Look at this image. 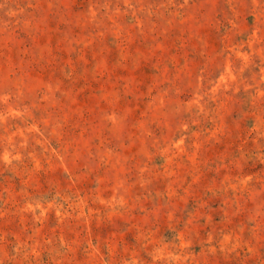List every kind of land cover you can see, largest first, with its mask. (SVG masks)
Masks as SVG:
<instances>
[{
  "label": "rangeland",
  "instance_id": "rangeland-1",
  "mask_svg": "<svg viewBox=\"0 0 264 264\" xmlns=\"http://www.w3.org/2000/svg\"><path fill=\"white\" fill-rule=\"evenodd\" d=\"M0 264H264V0H0Z\"/></svg>",
  "mask_w": 264,
  "mask_h": 264
}]
</instances>
